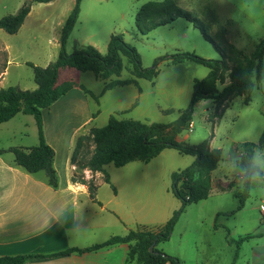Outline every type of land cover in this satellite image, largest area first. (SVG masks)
<instances>
[{
    "label": "rangeland",
    "instance_id": "374dc122",
    "mask_svg": "<svg viewBox=\"0 0 264 264\" xmlns=\"http://www.w3.org/2000/svg\"><path fill=\"white\" fill-rule=\"evenodd\" d=\"M27 1L0 0V19L15 15ZM157 1L163 0H81L78 19L66 43L67 53L91 45L105 55L111 37L122 35L139 52L143 68L152 67L156 59L175 53H195L209 60L223 59L200 30L185 19L141 35L136 26V14L143 5ZM75 5L76 0L34 3L17 34L0 30V73H5L0 90L8 87L37 89L33 69L28 64L47 67L57 59L62 30ZM179 6L205 22L211 36H220L224 45L233 44L246 56H251L264 38V0H236L235 5L223 0H180ZM123 61L130 67L128 59L123 58ZM163 63L153 82L142 81L143 98L137 102V107L118 115L119 118L172 124L188 109L195 81L206 78L209 69L197 63ZM228 67L233 69L234 63L228 62ZM231 72H226L224 84L218 82V92L230 84ZM260 72L254 80L250 103H246L244 96L221 104L211 99L203 101L195 108L192 130L189 127L178 135L180 142L190 146L211 142L215 135L212 146L223 154L219 171L223 176H220L221 180L215 179V188L220 193L214 192L208 199L189 205L179 217L171 238L157 246L158 250L163 249L164 253L179 258L180 264H264V150L255 151L253 165L258 171L253 176L249 198L242 209H238L239 200L234 196L243 192L244 170L238 162L242 145L258 143L264 130V62ZM82 74L83 95L86 89L94 94L102 90L104 83L96 79L94 73ZM122 77H128L127 68ZM53 116L58 117L55 113ZM58 119L60 131L56 132L52 125L49 139L58 138L53 144H58V161L62 165L68 153L72 157L82 132L74 134L75 121L69 117ZM107 123L98 120L92 127L102 128ZM38 144V127L32 115L20 113L11 121L0 124V148ZM93 149L92 142H84L79 157L87 160ZM257 159L260 163H256ZM193 160L191 156L168 149L149 165L135 162L131 171L109 164L103 176L116 179L122 172L152 173L153 181L143 182L146 187L143 189L153 191L157 205L168 202L176 212L181 202L172 193L173 174L190 167ZM106 190L110 191L103 187L101 192ZM248 236L251 238L237 245L239 239Z\"/></svg>",
    "mask_w": 264,
    "mask_h": 264
},
{
    "label": "trees",
    "instance_id": "16d2710c",
    "mask_svg": "<svg viewBox=\"0 0 264 264\" xmlns=\"http://www.w3.org/2000/svg\"><path fill=\"white\" fill-rule=\"evenodd\" d=\"M54 0H29L15 15H8L0 19V30L9 34H17L25 20L30 15L34 3H51ZM180 0H164L163 2H149L143 5L136 14V26L141 35L164 26L173 24L179 19H185L195 28L200 30L206 41L210 42L217 52L222 55V60L204 59L195 53H175L162 56L154 62L152 67L143 68L141 56L135 47L127 43L122 35H113L109 41L107 53L101 54L94 46H81L72 54L67 53L66 43L75 26L80 12L81 0H76V5L68 17L60 38V51L57 59L47 67L28 64L33 69L34 81L37 89L21 90L17 87H8L0 90V124L7 123L18 114L32 115L38 127L39 144L31 148L12 147L7 150L14 154L15 163L34 174L44 171L49 184L57 188L58 176L54 168L55 151L46 142L44 134L43 111L51 108L60 98L76 87L74 82L57 86L60 73L68 68L80 72H92L100 80H107L112 76H120L125 69L123 58L128 59L131 72L136 78L154 81L159 74V66L168 61L181 64L191 61L210 70L208 76L196 80L191 104L181 117L172 124L144 123L136 120H118L111 117L107 126L91 128L87 135L80 136L72 154L71 162L76 167L74 182L88 186L91 197H95L96 186L92 181L85 180V170L93 173L103 172L104 167L113 164L117 168L124 167L132 162L150 163L164 150L174 149L180 154L195 158L194 163L173 174L172 193L181 202L169 221L158 230L130 231L125 236H113L102 244H97L84 249H69L58 255L72 253L83 254L103 248L130 244L127 261L136 264H180L179 258L166 254L157 249V246L171 238L179 217L191 204H197L209 198L213 190L212 174L222 161V152L211 149L210 142L204 141L196 146H190L177 140V136L189 129L192 123L197 104L213 100L221 104L238 96H244L246 103H250V94L255 86V77H259L264 62V38L257 44L251 56H246L233 44L224 45L220 36L213 37L209 34V26L192 12L179 6ZM228 62L234 63V68L228 67ZM230 74V84L218 92V82H225L226 72ZM113 82L105 90L116 85L131 83ZM89 93V92H88ZM213 96H216L214 99ZM84 142H92L94 149L87 159L80 158ZM257 149L264 150V131L258 143L246 142L242 145V154L239 165L244 170L243 192L234 194L239 200L242 209L249 198V191L254 174L258 171L253 165ZM6 152L0 150V153ZM260 175L263 174L260 172ZM109 183V178H106ZM250 236L237 241L240 246ZM153 247V251L150 248ZM33 258H43L38 255H19L0 257V264H26Z\"/></svg>",
    "mask_w": 264,
    "mask_h": 264
},
{
    "label": "crops",
    "instance_id": "0c3cea01",
    "mask_svg": "<svg viewBox=\"0 0 264 264\" xmlns=\"http://www.w3.org/2000/svg\"><path fill=\"white\" fill-rule=\"evenodd\" d=\"M223 1L236 4V0ZM186 28L190 29L188 26ZM5 50L8 51L7 48ZM126 68V78L122 77L123 72L120 76H112L107 80H100L95 76L104 83V87L97 94L86 89L85 95L81 92L83 72L68 68L60 73L57 86L74 82L76 87L51 108L43 111L45 139L55 151L53 165L58 176L57 188L49 184L44 171L31 174L18 166L14 154L7 152L12 147L0 148L6 151L0 153V257L43 256L30 259L26 264H136L127 261L130 244L115 245L83 254H56L102 244L113 236H125L130 231H155L173 216V205L169 206L168 202L157 205L153 191L143 189L147 182L153 181L152 173L122 172L115 179L112 176H103L106 166L103 172L85 170V180L92 181L96 186L95 197L92 198L87 185L73 181L76 167L71 162L70 153L61 165L58 161V144H53L58 138L49 139L52 125H55L56 132L60 131L58 118L61 116L75 121L74 134L82 132L81 136L87 135L98 120L109 123L113 116L118 120H129L121 119L118 115L137 107V102L143 98L142 81L148 80L136 78L131 67L125 66ZM4 75V72L0 73V82ZM127 81L132 82L105 90L110 83ZM53 113L58 117H54ZM177 140L180 141L178 136ZM214 141L215 135L210 142L211 149H214ZM31 147L34 146L22 148ZM194 161L195 158L192 162ZM134 163L120 169L131 171ZM220 165L212 174L211 195L214 192L220 193L215 188V179L221 180L223 176L219 174ZM107 177L109 183L106 181ZM103 187H108L110 191L101 192Z\"/></svg>",
    "mask_w": 264,
    "mask_h": 264
},
{
    "label": "built area",
    "instance_id": "2783aa9c",
    "mask_svg": "<svg viewBox=\"0 0 264 264\" xmlns=\"http://www.w3.org/2000/svg\"><path fill=\"white\" fill-rule=\"evenodd\" d=\"M192 127H193V124L191 123V124H190V128H191L190 130H192Z\"/></svg>",
    "mask_w": 264,
    "mask_h": 264
},
{
    "label": "clouds",
    "instance_id": "9594fccd",
    "mask_svg": "<svg viewBox=\"0 0 264 264\" xmlns=\"http://www.w3.org/2000/svg\"><path fill=\"white\" fill-rule=\"evenodd\" d=\"M256 163H260V161L257 159V160H256Z\"/></svg>",
    "mask_w": 264,
    "mask_h": 264
},
{
    "label": "water",
    "instance_id": "95a60500",
    "mask_svg": "<svg viewBox=\"0 0 264 264\" xmlns=\"http://www.w3.org/2000/svg\"><path fill=\"white\" fill-rule=\"evenodd\" d=\"M150 251H151V252L153 251V247L150 248Z\"/></svg>",
    "mask_w": 264,
    "mask_h": 264
}]
</instances>
